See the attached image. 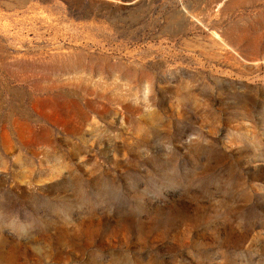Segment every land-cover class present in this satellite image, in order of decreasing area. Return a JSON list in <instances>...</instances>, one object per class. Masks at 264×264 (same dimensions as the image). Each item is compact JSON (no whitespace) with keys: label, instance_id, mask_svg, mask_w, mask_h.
I'll list each match as a JSON object with an SVG mask.
<instances>
[{"label":"rangeland","instance_id":"1","mask_svg":"<svg viewBox=\"0 0 264 264\" xmlns=\"http://www.w3.org/2000/svg\"><path fill=\"white\" fill-rule=\"evenodd\" d=\"M0 264H264V0H0Z\"/></svg>","mask_w":264,"mask_h":264}]
</instances>
